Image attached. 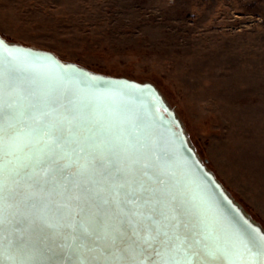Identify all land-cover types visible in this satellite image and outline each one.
I'll return each instance as SVG.
<instances>
[{"label":"snow or ice","instance_id":"6c2138e0","mask_svg":"<svg viewBox=\"0 0 264 264\" xmlns=\"http://www.w3.org/2000/svg\"><path fill=\"white\" fill-rule=\"evenodd\" d=\"M23 63L0 58V264H264V235L218 231L171 154Z\"/></svg>","mask_w":264,"mask_h":264},{"label":"rangeland","instance_id":"374dc122","mask_svg":"<svg viewBox=\"0 0 264 264\" xmlns=\"http://www.w3.org/2000/svg\"><path fill=\"white\" fill-rule=\"evenodd\" d=\"M0 36L153 85L264 232V0H0Z\"/></svg>","mask_w":264,"mask_h":264},{"label":"water","instance_id":"95a60500","mask_svg":"<svg viewBox=\"0 0 264 264\" xmlns=\"http://www.w3.org/2000/svg\"><path fill=\"white\" fill-rule=\"evenodd\" d=\"M5 43L9 48L20 49L19 53L12 54L0 50L5 65L13 57L19 58L24 61V75L37 86L94 103L98 118L114 131L134 132L156 151L171 154L174 157L173 170L178 177L184 178L189 197L195 196L199 200L203 196L207 200L203 207L207 209L208 221L218 231L243 236L247 230L256 229L264 235L201 163L174 111L153 85L101 76L76 64L63 62L52 53ZM44 264L53 262L45 259Z\"/></svg>","mask_w":264,"mask_h":264}]
</instances>
